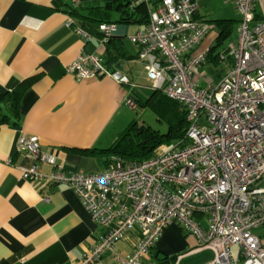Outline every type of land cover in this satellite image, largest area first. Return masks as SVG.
Returning <instances> with one entry per match:
<instances>
[{"label":"built area","instance_id":"built-area-1","mask_svg":"<svg viewBox=\"0 0 264 264\" xmlns=\"http://www.w3.org/2000/svg\"><path fill=\"white\" fill-rule=\"evenodd\" d=\"M229 1L241 22L237 43L221 57L229 70L218 86L203 89L194 79L208 60V52L196 50L211 33L209 24L195 18L196 0H163L148 25L129 36L153 88L186 110L189 127L181 146L143 162L114 157L108 171L83 174L67 172L42 152L38 137L20 140L19 152L33 161L20 168L23 179L69 187L105 229L79 264L99 263L109 252L118 258L116 246L135 230L140 237L121 264H140L174 224L196 237L199 248L213 251L210 264H264V246L255 234L264 227V19H256L254 0ZM100 30L101 43L117 33L114 25ZM75 31L91 41L88 33ZM68 72L78 80L108 77L131 84L95 54L83 53ZM127 105L136 104L128 99ZM40 164L53 169L45 173Z\"/></svg>","mask_w":264,"mask_h":264},{"label":"crops","instance_id":"crops-1","mask_svg":"<svg viewBox=\"0 0 264 264\" xmlns=\"http://www.w3.org/2000/svg\"><path fill=\"white\" fill-rule=\"evenodd\" d=\"M91 1L0 0V264H79L105 232L72 189L31 183L20 170L33 161L19 152V142L36 136L42 152L56 157L67 172L108 171L105 156L86 152L114 145L129 122L128 115L121 117L129 112L127 100L137 105L141 100L135 90L151 91L144 66L135 56L138 48L128 41L123 56L105 65L128 76L130 85L108 77L78 80L69 74V67L83 53L95 54L106 63L108 52L116 50L114 44L103 45L94 36L86 41L67 27L73 19L67 2L78 7ZM254 1L258 21H263L264 0ZM195 18L205 23L234 20L236 34L241 22L238 8L229 0H196ZM141 29L123 25L118 34L126 39ZM218 36L219 30L213 29L197 53L216 49ZM235 39L227 50L237 43L238 34ZM130 55L134 58L128 59ZM210 65L195 72L200 88L213 86L206 79ZM15 90L22 92L17 115L11 99ZM40 166L45 173L53 169L49 164ZM139 237L138 231L129 232L116 246L118 258L109 252L94 264H121ZM213 259L211 249L199 248L196 237L174 224L141 264H210Z\"/></svg>","mask_w":264,"mask_h":264},{"label":"trees","instance_id":"trees-1","mask_svg":"<svg viewBox=\"0 0 264 264\" xmlns=\"http://www.w3.org/2000/svg\"><path fill=\"white\" fill-rule=\"evenodd\" d=\"M163 0L155 1L150 0L149 2H139V0H93L86 5H80L78 7H72L69 9L68 13L72 16L73 26L72 28L79 29L83 32L88 33L91 36L100 38L103 37L101 33V27L104 25H114L117 27V33L108 39L107 42L102 43L103 45L114 44L116 46V50H112L108 52L107 61L104 64L112 65L114 62H117L120 59L121 55L123 56V50L125 41H129V37L124 39L118 34V27L123 25L134 24L142 29L145 28L150 21V12L162 3ZM116 14L118 18L115 20L113 15ZM260 16H256L258 19ZM198 20V19H197ZM236 21L234 20H214L206 22L210 25L211 31L213 29L219 30V36L217 40V48L210 50L208 52V60L206 64H215L221 65L223 60L221 57H226L227 48L219 51L218 49L231 37L233 34L234 27ZM132 44V43H131ZM134 45V44H132ZM136 46V45H134ZM136 58H139V47ZM218 50V51H217ZM197 52V51H196ZM121 54V55H120ZM130 54V53H129ZM128 59H133V56H128ZM107 65H105L107 67ZM109 68V67H107ZM110 69V68H109ZM160 92V91H155ZM154 92V93H155ZM165 98L166 97L162 92H160ZM22 97V92L20 90H15L12 93V105L13 109L17 114L20 100ZM171 100V99H169ZM173 101V100H172ZM149 102H151V97ZM176 102V101H175ZM181 107L182 111L179 116V123L176 126H171L170 131L166 135H151V128L145 127L144 125L140 126L143 131L140 132L137 128L136 124L131 123L130 126L126 129V131L120 135L119 139L116 141L114 145L109 147L108 149L102 150H90L86 153L89 154H98L103 155L107 158L106 164L108 168H111L112 158L120 157L126 160L134 161V162H143L150 160L158 155L153 153L154 149L163 144L164 142H168L169 140H179L176 147L181 146L180 143L184 141L186 137V133L188 131L189 123L186 118V110L183 105L178 103ZM151 136L153 142H151ZM185 234L186 233L183 228H181ZM142 262V260H141ZM140 262V264H141Z\"/></svg>","mask_w":264,"mask_h":264},{"label":"rangeland","instance_id":"rangeland-1","mask_svg":"<svg viewBox=\"0 0 264 264\" xmlns=\"http://www.w3.org/2000/svg\"><path fill=\"white\" fill-rule=\"evenodd\" d=\"M236 31L231 34V39L227 42H225L218 50L221 51L225 49L230 42L236 41ZM228 70V65L226 63H222L221 65H215L211 64L206 69V75H207V81L211 80L213 86H218L220 81V77L226 73ZM206 85V83L204 82ZM207 86V85H206ZM151 91L149 90H142L137 89L135 90V93L140 98V102L135 105V107H131L130 105H127L130 107L129 109L126 108L129 112H125L124 116H129V122L124 126V129H122V134L126 131V129L130 126L132 122L136 124L137 128L140 132L143 131V129L140 127L144 125L146 128H151V135H166L169 133L171 126H176L179 123V116L182 111L181 107L178 105V102L169 100L165 98L160 92H155L153 88V84L151 82L150 85ZM155 92V93H154ZM151 97V102H149ZM126 119H124L125 121ZM125 124V122H124ZM151 142H153L152 136H151ZM179 140H169L168 142H164L163 144L157 146L153 153L155 155H161L168 150L172 149L173 147H176ZM255 234L259 237H264V227H261L255 231ZM262 240V239H261ZM264 244V241H262ZM232 252L234 255L238 252V246L233 247Z\"/></svg>","mask_w":264,"mask_h":264},{"label":"water","instance_id":"water-1","mask_svg":"<svg viewBox=\"0 0 264 264\" xmlns=\"http://www.w3.org/2000/svg\"><path fill=\"white\" fill-rule=\"evenodd\" d=\"M67 5H68L70 8L74 7V5H73L72 2H67Z\"/></svg>","mask_w":264,"mask_h":264}]
</instances>
